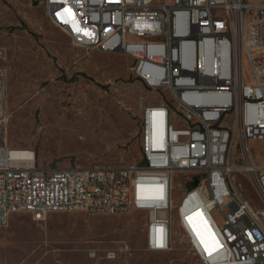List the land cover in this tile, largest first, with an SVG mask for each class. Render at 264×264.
<instances>
[{
    "label": "built area",
    "instance_id": "built-area-1",
    "mask_svg": "<svg viewBox=\"0 0 264 264\" xmlns=\"http://www.w3.org/2000/svg\"><path fill=\"white\" fill-rule=\"evenodd\" d=\"M41 3L75 46L131 58L128 71L142 86L140 159L51 167L37 164L31 150L0 145V226L17 213L42 219L49 212L141 209L150 213L149 250L169 248L176 218L200 264H264V0ZM250 140L260 141L255 152ZM178 174L198 184L184 187L174 205ZM238 175L248 179L261 206L243 197ZM149 187L154 194H145ZM193 213L212 231L208 250L186 226ZM128 250L119 243L104 257Z\"/></svg>",
    "mask_w": 264,
    "mask_h": 264
},
{
    "label": "rangeland",
    "instance_id": "rangeland-1",
    "mask_svg": "<svg viewBox=\"0 0 264 264\" xmlns=\"http://www.w3.org/2000/svg\"><path fill=\"white\" fill-rule=\"evenodd\" d=\"M130 62L125 53L75 46L47 18L41 0H0V145L33 151L41 166L137 162L142 86L131 77ZM249 74L244 64V78ZM75 115L80 123L72 122ZM260 145L248 142L253 152ZM234 179L243 197L261 206L248 179ZM188 184L182 174L173 178L174 205ZM147 189L146 195L154 194V187ZM195 214L189 217V231L208 250L211 229L194 221ZM149 218L141 209L118 214L49 212L42 219L11 214L0 226V264H200L182 240L176 218L169 248L149 250ZM119 243L128 244L129 250L106 259L104 250Z\"/></svg>",
    "mask_w": 264,
    "mask_h": 264
},
{
    "label": "bare ground",
    "instance_id": "bare-ground-1",
    "mask_svg": "<svg viewBox=\"0 0 264 264\" xmlns=\"http://www.w3.org/2000/svg\"><path fill=\"white\" fill-rule=\"evenodd\" d=\"M0 97H1V92H0ZM2 116V111L0 110V117ZM77 117V118H76ZM80 119H81V117L80 116H78V115H75V116H73V118H72V122H74L75 124H77V123H80ZM147 191H149L147 188L145 189V194L147 193ZM193 214H195V213H193ZM192 214V215H193ZM197 214L198 213H196L195 214V216H194V218H193V220L194 221H197V222H199V223H205L206 225H208L207 224V222H205V221H199L198 219H197ZM191 216V215H190ZM190 221H191V219H189L187 222H186V226H187V228L188 227H190ZM209 226V225H208ZM188 230H189V228H188ZM190 232V231H189ZM191 234V233H190ZM193 237V236H192ZM194 238V237H193ZM213 239V235H212V231H211V238H210V241ZM195 240V239H194ZM195 242H196V240H195ZM197 243V242H196ZM197 245L199 246V248L201 249V250H205V248H204V246H202V244H198L197 243Z\"/></svg>",
    "mask_w": 264,
    "mask_h": 264
},
{
    "label": "water",
    "instance_id": "water-1",
    "mask_svg": "<svg viewBox=\"0 0 264 264\" xmlns=\"http://www.w3.org/2000/svg\"><path fill=\"white\" fill-rule=\"evenodd\" d=\"M197 184H198V180L195 179V180L192 182V185H193V186H196Z\"/></svg>",
    "mask_w": 264,
    "mask_h": 264
},
{
    "label": "snow or ice",
    "instance_id": "snow-or-ice-1",
    "mask_svg": "<svg viewBox=\"0 0 264 264\" xmlns=\"http://www.w3.org/2000/svg\"><path fill=\"white\" fill-rule=\"evenodd\" d=\"M66 11H68V12H69V14H70V9H68V10H66Z\"/></svg>",
    "mask_w": 264,
    "mask_h": 264
},
{
    "label": "trees",
    "instance_id": "trees-1",
    "mask_svg": "<svg viewBox=\"0 0 264 264\" xmlns=\"http://www.w3.org/2000/svg\"><path fill=\"white\" fill-rule=\"evenodd\" d=\"M191 186H192L191 184L188 185V187H191Z\"/></svg>",
    "mask_w": 264,
    "mask_h": 264
}]
</instances>
